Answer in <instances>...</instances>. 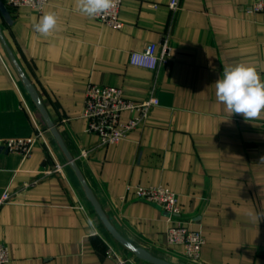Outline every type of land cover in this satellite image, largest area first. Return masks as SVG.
Returning a JSON list of instances; mask_svg holds the SVG:
<instances>
[{"label": "crops", "instance_id": "crops-1", "mask_svg": "<svg viewBox=\"0 0 264 264\" xmlns=\"http://www.w3.org/2000/svg\"><path fill=\"white\" fill-rule=\"evenodd\" d=\"M0 11V241L8 264H116L111 246L135 257L107 231L86 198L67 157L32 101L21 73L37 90L69 154L116 230L134 245L174 264H264V114L246 121L217 102L215 82L225 68L256 67L264 80V11L253 0H122L115 29L82 15L75 0H49L41 12ZM55 12L44 37L34 24ZM167 38L168 61L156 69L133 65L131 51ZM89 83L119 87L151 107L142 126L117 143L97 146L82 117ZM132 113L125 111L121 120ZM38 137L31 154L8 151V138ZM83 151H87L83 154ZM55 162L62 173L47 174ZM34 182V183H32ZM30 183H32L30 185ZM163 186L178 195L185 225L205 239L197 262L167 243L174 221L133 186ZM91 217L95 227L87 221Z\"/></svg>", "mask_w": 264, "mask_h": 264}, {"label": "built area", "instance_id": "built-area-1", "mask_svg": "<svg viewBox=\"0 0 264 264\" xmlns=\"http://www.w3.org/2000/svg\"><path fill=\"white\" fill-rule=\"evenodd\" d=\"M48 1L6 0L5 4L10 8L27 6L41 12ZM121 3L122 0H118L117 6L107 15L95 19L109 27L121 28L122 21L119 19ZM168 7L170 10L175 11L178 8V0H170ZM251 9L254 12L264 11V0H253ZM157 46V43H149L141 51H131L129 62L133 65L156 69L159 65L166 63L170 55L167 38L163 39L159 54L156 51ZM157 103L158 101L153 95L137 102L124 97L123 91L119 87L89 83L85 91L82 117L86 121V130L97 136V146L105 147L126 138L132 130L142 126L151 107ZM125 111L132 113V117L127 121H122L121 114ZM262 124L264 126V121ZM38 137L44 138V130L36 126L34 136L8 138L2 142V145L8 151H15L24 156H29L31 148ZM86 153L87 151H83V154ZM62 168V164L55 162L54 167L46 170V173L61 174ZM133 191L135 197L154 203L167 213L168 220L175 222L166 231L167 243L172 246H181L183 257L190 262H197L205 239L200 231L188 228L184 221L178 217L180 215L178 195L166 187L153 185H135ZM10 196L9 192L1 194L0 208L10 200ZM106 253L116 261V264H131L128 258L120 256L111 246L107 247ZM9 261L8 248L4 242L0 241V264H8Z\"/></svg>", "mask_w": 264, "mask_h": 264}, {"label": "clouds", "instance_id": "clouds-1", "mask_svg": "<svg viewBox=\"0 0 264 264\" xmlns=\"http://www.w3.org/2000/svg\"><path fill=\"white\" fill-rule=\"evenodd\" d=\"M118 4V0H75L79 13L89 18L107 15ZM58 18L55 12L44 13L34 31L47 37L56 29ZM215 96L228 114H240L246 121L255 120L264 114V80L256 67L243 63L223 70L222 78L215 82ZM255 221L264 218V213H249ZM90 228L95 227L91 217L87 221Z\"/></svg>", "mask_w": 264, "mask_h": 264}, {"label": "water", "instance_id": "water-1", "mask_svg": "<svg viewBox=\"0 0 264 264\" xmlns=\"http://www.w3.org/2000/svg\"><path fill=\"white\" fill-rule=\"evenodd\" d=\"M0 11L4 15L5 19L7 21H9L10 20V14H9L6 6L3 4V2L1 0H0ZM20 73H21L22 81L25 85L27 93L30 95L32 101L35 103L37 108L41 111V113L45 117L46 123H47L50 131L52 132V134L56 138L59 146L61 147V149L65 153L67 160H68V163L71 165L74 172L76 173V175H77V177H78V179H79V181L83 187L86 198L91 203L96 215L99 217V219L101 220V222L103 223V225L105 226L107 231L110 233V235L122 247H124L126 250L131 252L135 257H137L138 259H140L144 262H147L150 264H174V263H171L165 259L154 256L153 254H151L150 252H148L146 249H144L142 247L134 245L132 242H130L128 239H126L122 234H120L116 230V228L112 225V223L108 219L106 213L102 209V207H101L99 201L97 200L94 192L89 187V185L86 183L85 179L83 178L82 174L80 173V170H79L78 166L76 165L74 158L69 154V152H68V150H67V148H66L55 124L48 117V115H47V113L43 107L42 101L39 97V94H38L37 90L35 89L34 85H32L30 80L22 73V71H20Z\"/></svg>", "mask_w": 264, "mask_h": 264}, {"label": "rangeland", "instance_id": "rangeland-1", "mask_svg": "<svg viewBox=\"0 0 264 264\" xmlns=\"http://www.w3.org/2000/svg\"><path fill=\"white\" fill-rule=\"evenodd\" d=\"M86 122V121H85ZM188 261V260H187Z\"/></svg>", "mask_w": 264, "mask_h": 264}]
</instances>
